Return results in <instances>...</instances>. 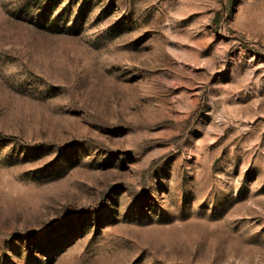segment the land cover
I'll return each instance as SVG.
<instances>
[{
    "label": "rangeland",
    "instance_id": "1",
    "mask_svg": "<svg viewBox=\"0 0 264 264\" xmlns=\"http://www.w3.org/2000/svg\"><path fill=\"white\" fill-rule=\"evenodd\" d=\"M0 264H264V0H0Z\"/></svg>",
    "mask_w": 264,
    "mask_h": 264
}]
</instances>
